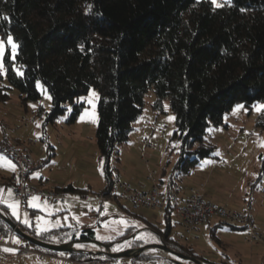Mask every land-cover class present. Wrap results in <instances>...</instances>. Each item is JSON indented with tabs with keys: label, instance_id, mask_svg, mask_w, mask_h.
<instances>
[{
	"label": "trees",
	"instance_id": "1",
	"mask_svg": "<svg viewBox=\"0 0 264 264\" xmlns=\"http://www.w3.org/2000/svg\"><path fill=\"white\" fill-rule=\"evenodd\" d=\"M222 4L215 8L211 0H0V37L11 36L17 45L14 59L8 50L4 55L0 102L9 99L7 88L1 85L4 77L19 92L22 104L40 99L39 81L51 97L47 111H36L43 127L66 114L65 122L70 125L83 110L79 98L93 88L98 95L94 135L105 179L101 192L107 197L113 185L109 160L128 141L144 111L146 94L152 91L153 111L162 113L167 100L174 114L172 140L177 148L171 147L169 154L176 152L177 158L167 176L173 189L175 180L189 175L203 159L215 157L216 146L206 139L210 127L222 125L237 104L248 109L264 104V0ZM257 126L264 129V111L258 113ZM40 140L53 149L45 132ZM169 164L168 159L162 165L160 184ZM260 169L264 173V163ZM55 188L83 192L72 184ZM162 209L164 227L147 223L146 229L157 242L215 264L173 238L174 211L169 204ZM0 212L20 231L44 242L97 240L92 229L78 226L36 233L33 226L19 222L3 202ZM222 225L227 224L219 220L211 231ZM139 230L129 226L104 242L127 239L139 248L142 242L133 241L134 234L143 233ZM10 234L23 241L0 218V237L7 239ZM92 256L78 251L68 254L74 261ZM155 260L142 253L132 258L134 262Z\"/></svg>",
	"mask_w": 264,
	"mask_h": 264
},
{
	"label": "rangeland",
	"instance_id": "2",
	"mask_svg": "<svg viewBox=\"0 0 264 264\" xmlns=\"http://www.w3.org/2000/svg\"><path fill=\"white\" fill-rule=\"evenodd\" d=\"M7 38L0 37V41H4L5 53L8 50L11 59H13L12 49L7 44ZM13 42L15 43L14 40ZM16 52L17 48L15 54ZM1 75L5 76V68ZM1 85L7 88L9 99L4 103L0 102V116L3 117L4 115L5 121L14 125L16 111L23 110L26 105L28 112L23 115L30 118L31 124L29 130L24 133L25 137L23 139L37 140L36 148L32 150L33 155L31 154V156L38 163L35 172H37V177L43 176V186L39 187L38 183L32 182L30 179L34 177L31 174L30 178L27 179V183L38 189H49V182L60 183L59 188L65 187L67 183H72L77 190L89 187L85 196L89 197L90 202H85V204L72 202V199L78 200L84 192L66 193L68 201L64 205H67L68 210L65 213H61L58 208H52L49 203H41L38 200L30 201L31 205L37 206H31L29 210L20 212L19 204L13 194L9 191H6V193L0 191V198L2 197V202L5 205L17 204V215L15 216L17 220L27 227L33 226L36 233H39L40 231H49L65 226V214L70 225L92 229L96 237H102L98 239L99 241L110 240L123 233L129 226H134L143 230V233L136 238V241L142 242L141 247L158 243L155 237L146 229L147 223H153L161 228L164 227L163 209H151L141 206L137 210H132L127 199L121 197L120 190L117 192L118 199L106 197L103 202L98 201V196L102 195L101 191L105 187V179L103 163L98 158L94 135L98 121L97 92L91 88L86 95L79 98V101L84 103V107L74 123L68 125L65 122L66 114L55 123L45 127L48 135L47 141L53 148L49 149L47 144L39 139L43 134L42 120L33 115L34 110L39 108L44 111L49 109L51 99L46 98V95L49 96L48 92L42 94V90L37 88L41 95L40 99L22 104L19 92L8 84L5 77ZM92 92H95L96 95L92 96ZM154 100L153 92L149 91L146 94L144 111L134 124V130L128 141L119 146L109 160V168L112 174L118 176L121 182L134 187L150 186V173L155 172L154 179L156 180L161 175L162 165L168 159L170 164L166 173L169 175L177 158L176 152L169 154L171 147L177 148L176 142L172 140L175 120H169V117H174V114L169 109L167 100L163 102L162 113L153 111L151 106ZM259 104L261 103L256 105ZM238 105L241 104L233 107L231 112L224 118L222 125L208 129L206 139L216 146L215 157L203 159L200 165L189 175L175 180L173 189L176 195L181 196L188 193L191 188L204 183L206 193L211 191L217 195L219 200L227 199L228 208L231 210L246 213L250 206L252 219L255 223L253 225L264 233V173L260 172V168L264 163V129L257 126L259 111L255 110L254 106L248 109L242 105L237 110ZM21 116L17 119L19 128H21L19 120ZM82 116L83 119H81ZM144 121L156 122L158 128L164 130L163 133H154L150 129H145L152 144L151 147L145 149L142 146V130H140ZM22 131L24 130L22 129ZM32 146L34 145H29V149ZM52 152L55 154L51 159V165L44 164L43 161ZM1 159H4V157L0 154ZM7 161L11 162L17 171L16 164L10 159H7ZM217 161H224L226 164L211 174L210 167ZM210 175L211 180L207 184L206 180ZM254 180L258 181L255 186L252 184ZM3 186L4 182L0 180V190H3ZM256 186L259 188L258 190L255 189ZM206 193L203 197L205 196L208 199ZM248 202H251L253 206H248ZM32 209L35 210L33 213ZM10 212L12 213L11 209ZM37 217L40 219H37ZM25 220L27 223L24 222ZM218 221L214 218L208 224L199 225L193 232V238L187 244L194 248L197 255L203 256L206 260L215 264H264V250L254 248L246 241L244 229H239L241 226H237L238 229H233L228 225H222L211 231ZM171 225L172 236L175 233L183 232L175 212L171 214ZM0 239L7 240L1 237ZM13 239L14 241L18 240L16 236ZM14 241L13 246L17 245ZM61 254L64 253H58L59 256ZM146 256H154V258L160 256L156 259L163 258L159 251L148 252ZM15 257L18 260L16 264L22 263L21 259H18V254ZM129 262V258H121V263ZM23 264L66 263L46 258L40 261L37 257H27Z\"/></svg>",
	"mask_w": 264,
	"mask_h": 264
},
{
	"label": "built area",
	"instance_id": "3",
	"mask_svg": "<svg viewBox=\"0 0 264 264\" xmlns=\"http://www.w3.org/2000/svg\"><path fill=\"white\" fill-rule=\"evenodd\" d=\"M223 1L225 0H217V2L221 4ZM33 115L36 117V112H33ZM19 120L21 128L25 132L29 128L31 120L27 115L21 116ZM144 125L154 133H163L164 131L163 129L158 128L156 122L144 121ZM11 131L12 130L10 128H6L3 130V133L0 134V154L12 159L17 166V179L6 183L4 189L5 191L11 190V193L19 204L20 212L27 210L33 197H38V200L41 203H49L53 205L65 204L68 200L66 192L56 189L55 187H51L49 189H38L27 183L28 176L33 173L38 166V163L32 158L29 150V145L36 144L37 140L24 139V142L17 146L12 141ZM142 146L144 149L152 146L147 134L142 135ZM142 152L143 154L145 153L144 150ZM154 176L155 172L152 171L150 173L151 184L148 188L144 185L141 188H134L129 184L121 182L117 176L113 175L110 177L113 185L108 190L107 197L111 199H118L119 197L117 196V192L120 190L121 197H125V199H127L132 210H137L141 206L151 209H162L164 206L169 204L172 210L177 214L179 218V225L183 230L182 233H175L173 235V238L180 242L187 243L191 241L193 238V232L199 225L216 218L227 225L243 227L246 234V241L252 247L264 250V233L253 225L251 214L252 209L250 206L246 213H239L216 203L208 202L202 197L203 186L191 188L188 198L180 202L174 189H172L169 184L161 186L158 182L154 181ZM105 198L106 196L99 195L98 201L103 202ZM79 200L82 202H88L86 196H81ZM138 235L139 234L133 235V241L138 237ZM11 240L12 234L8 236L7 241L3 244V247L8 250H12L19 255L32 254L40 261L48 256L58 255H52L37 250L32 247L33 245L24 240L17 244V246H13ZM105 244H107L108 247L91 243L72 242L71 246L75 250H80L84 253L92 252L90 254L93 255L89 259L76 262L79 264H124L121 263V258H111L102 252L119 253L127 249H134L131 242L127 239ZM116 248H118V250L113 251V249ZM151 251H159L163 257L151 262L155 264H173L171 263V260H173L174 257L161 249L150 248L142 254L147 255V253ZM97 255H100L101 257H97ZM155 257L158 258L160 256ZM60 258L71 261L64 254H61ZM145 262L148 261H130L125 264H143Z\"/></svg>",
	"mask_w": 264,
	"mask_h": 264
},
{
	"label": "crops",
	"instance_id": "4",
	"mask_svg": "<svg viewBox=\"0 0 264 264\" xmlns=\"http://www.w3.org/2000/svg\"><path fill=\"white\" fill-rule=\"evenodd\" d=\"M37 110H34V112H36ZM17 113H16V117H15V120H14V125H11L10 123H8V122H6L5 121V117H4V115H3V117L2 116H0V134H2L3 133V130H5L6 128H10L12 131H11V138H12V141H13V143L15 144V145H21L23 142H24V137H25V135H24V133L25 132H27L28 130H29V128L24 132V131H22V129L21 128H19V123H18V121H17V119H18V117L19 116H21V115H23V114H25V113H27L28 112V110H27V106L25 105V107H24V109L22 110H18V111H16ZM154 114L156 115V116H158V114L157 113H155L154 112ZM2 115V114H1ZM155 116V117H156ZM36 118H38V117H36ZM48 126V125H47ZM146 126L144 125V123H142V129L140 128V130H142L141 132H142V135L143 134H147L146 132H145V129H148V128H145ZM46 131H47V129L46 128H44L43 127V132H45V134H46V137H47V140H48V135H47V133H46ZM43 135V134H42ZM141 135V136H142ZM39 139H41V137L39 138ZM31 145H34V146H32L31 147V149H29L30 150V154H32L33 155V152H32V150H35V148H36V144H31ZM55 154V153H54ZM3 156V155H2ZM41 156V155H40ZM54 156V155H53ZM52 156V157H53ZM4 157V159H1L0 160V180H1V182H4V186H5V184L6 183H8V182H10V181H13V180H16L17 179V171L14 169V170H12L9 166H8V161H7V159H10V158H8V157H5V156H3ZM52 157H48L47 159H48V162L47 163H44V164H50L51 165V159H52ZM11 161H13L12 159H10ZM38 161V160H37ZM13 163H14V161H13ZM15 164V163H14ZM43 164V165H44ZM225 162L224 161H217V162H214L212 165H211V167H210V172H211V174L213 173V171H215V170H219L220 169V167H223V166H225ZM56 167H57V165H56ZM61 168V167H60ZM263 173V172H262ZM31 175H32V177H34V178H31L30 180L32 181V182H34V183H38V185H39V187H42L43 185V176H40V177H37V172H33V173H31ZM156 175V174H155ZM168 175H167V173H166V176L165 177H163V178H161L162 180H163V183H161L160 184V176L155 180L154 179V181H156V182H158L161 186H163V185H165V184H169L170 185V182L167 180V177ZM262 176V175H261ZM118 177V176H117ZM30 178V175L28 176V178L27 179H29ZM119 179V178H118ZM211 180V175H210V177H208L207 178V184H208V182ZM257 182L258 181H256V183L255 184H257ZM49 186H50V188L51 187H57V186H59V184L60 183H55V182H49ZM68 184H72V183H67L66 185H68ZM62 185H63V183H62ZM65 185V186H66ZM73 185V184H72ZM4 186H3V191L6 193V191H5V189H4ZM74 186V185H73ZM200 186H203V192H202V197H203V195H205V193H206V190H205V184L204 183H201L200 184ZM255 186V185H254ZM134 187V186H133ZM141 186H135L134 188H140ZM149 187V186H148ZM147 187V188H148ZM199 187V186H198ZM257 187V186H256ZM35 188H37V187H35ZM88 188L89 187H87L86 189H79V190H82L84 193H82V195L81 196H85V194L86 193H88ZM43 189V188H42ZM176 189V188H175ZM256 190H258L259 188L257 187V188H255ZM175 191V190H174ZM176 191H177V189H176ZM188 195H189V192L188 193H186V194H184V195H181V196H179V195H177V198L179 199V201L180 202H182V201H184V200H186L187 198H188ZM4 196V195H3ZM80 196V197H81ZM75 197H77V195H75ZM79 197V198H80ZM206 197H208V199H206L205 198V196L203 197V199H205L206 201H208V202H213V203H216V204H218V205H221V206H224V207H226V208H228V202H227V199H224V200H219V198L217 197V195L214 193V192H211V191H207V193H206ZM79 198H78V200H74V199H72V202H76V203H81V204H85V202H82V201H80L79 200ZM86 198H87V200H88V202H90V199H89V197L88 196H86ZM210 198V199H209ZM0 201H2V197L0 198ZM39 201V200H38ZM68 201V200H67ZM248 206L249 205H251V206H253V204L251 203V202H248V204H247ZM51 206H52V208H58V209H60L61 210V213H65V212H67V210H68V207H67V205H53V204H51ZM29 208H31V204H30V206H29ZM228 209H230V208H228ZM29 210V209H28ZM35 210H33L32 209V213L34 212ZM64 220H65V222H66V225L65 226H60V227H58V228H61V227H71L72 225H70L69 224V221H68V219H67V217H66V215L64 214ZM253 224H255L254 223V219H253ZM74 226V225H73ZM255 226V225H254ZM256 227V226H255ZM257 228V227H256ZM55 229H57V228H55ZM259 229V228H258ZM52 230V229H51ZM141 230V229H140ZM139 230V231H140ZM40 232H42V231H40ZM142 234V233H141ZM140 235V234H139ZM138 235V236H139ZM98 240V239H97ZM108 240V239H107ZM7 241V240H6ZM5 240H1L0 239V264H16V261H18L17 259H16V257H15V255H16V253L14 252V251H12V250H6V248H4L3 247V244H5V242H6ZM12 241V243H13V241H14V239H12L11 240ZM104 241H106V240H103L102 242H104ZM21 241H19V243H20ZM19 243H17V244H19ZM15 246H17V245H15ZM90 249H92V248H90ZM28 255H32V254H28ZM28 255H19L18 254V259H21V261H22V263L20 262V264H23V262H24V260L27 258V257H30V258H32V257H36L35 255H32V256H28ZM20 256H22V257H20ZM65 256H67V258L69 259V260H71L69 257H68V255H65ZM45 259V258H44ZM46 259H51V260H54V261H63L64 263H66V264H79V263H77L76 261H74V260H71V261H68V260H63V259H61L60 258V256L59 255H55V256H48V257H46ZM124 259V258H123ZM129 260L130 261H132V258H129ZM143 264H155V263H153V262H151V261H148V262H145V263H143Z\"/></svg>",
	"mask_w": 264,
	"mask_h": 264
},
{
	"label": "water",
	"instance_id": "5",
	"mask_svg": "<svg viewBox=\"0 0 264 264\" xmlns=\"http://www.w3.org/2000/svg\"><path fill=\"white\" fill-rule=\"evenodd\" d=\"M0 218H2L10 226L13 233L19 235L24 241H26L27 243H29L33 246H36V247H39V248H42V249H45L48 251H52L55 253L71 254L75 251L82 252L80 250H75L74 248H72V246H71L72 242L61 243V244L48 243V242L41 241V240H39L33 236H30L28 234H25V233L20 231L17 224H14L9 218L5 217L1 212H0ZM73 243H91V244L101 245L103 247H108L107 244H105L99 240H96V239L73 241ZM150 248L161 249V250L167 252L172 257H174L173 262L175 264H185V263L206 264L203 261H201L195 257L186 256V255L177 253L175 251H172L171 249H169L166 245H164L162 243H153V244L148 245L146 247L127 249V250H125L123 252H119V253H105V252H102V253L110 256L111 258H134L138 254L144 253L147 249H150ZM90 253H92V252H89V254Z\"/></svg>",
	"mask_w": 264,
	"mask_h": 264
},
{
	"label": "snow or ice",
	"instance_id": "6",
	"mask_svg": "<svg viewBox=\"0 0 264 264\" xmlns=\"http://www.w3.org/2000/svg\"><path fill=\"white\" fill-rule=\"evenodd\" d=\"M225 2H227V0H225ZM211 3L214 5L215 8H219V7H222V6H223V4L218 3L217 0H211ZM7 44H8V45L11 47V49H12V54H13V59H14V58H15V50H16V48H17V45L13 42V39H12L11 36H8V38H7ZM4 54H5V43H4V41H0V74H2L3 71H4V65H3ZM17 74H18V75H23V73L20 72L19 70H17ZM36 87H37L38 89H41V90H42V94H46V90L43 89V86L40 84L39 81H37V83H36ZM91 95H92V96H95L96 93H95V92H92ZM46 98L49 99V100L51 99V97H50V96H47V95H46ZM89 102H91V101H89ZM166 107H167V106H166ZM240 107H242V105H238V106H237V110H238ZM254 109L257 110V111H264V104L254 105ZM83 118H84V117L82 116L81 119H83ZM172 119H174V117H169V120H172ZM38 126H39V125H38ZM8 166H9L12 170L15 169V166L12 165L11 162H8ZM0 191H3V190H0ZM9 192H11V190H9ZM38 199H39L38 197H33V198H32L33 201H36V200H38ZM0 202H2V201H0ZM31 206H34V207H35V206H37V205H31ZM105 206H107V205H105ZM7 207H8L9 209L12 210V214H13L14 216L17 215V204H7ZM37 219H40V218L37 217ZM24 222L27 223L26 220H25ZM101 238H102V237H99V236L97 237V239H101ZM14 242H15V243H19V240H15ZM78 247H79V245H78ZM6 250H7V249H6ZM117 250H118V248L113 249V251H117Z\"/></svg>",
	"mask_w": 264,
	"mask_h": 264
}]
</instances>
